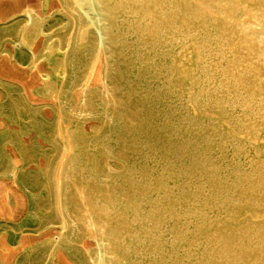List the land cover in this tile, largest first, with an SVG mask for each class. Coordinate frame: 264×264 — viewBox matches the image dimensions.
I'll list each match as a JSON object with an SVG mask.
<instances>
[{
  "label": "rangeland",
  "instance_id": "obj_1",
  "mask_svg": "<svg viewBox=\"0 0 264 264\" xmlns=\"http://www.w3.org/2000/svg\"><path fill=\"white\" fill-rule=\"evenodd\" d=\"M86 3L0 0V264H264V0Z\"/></svg>",
  "mask_w": 264,
  "mask_h": 264
},
{
  "label": "bare ground",
  "instance_id": "obj_2",
  "mask_svg": "<svg viewBox=\"0 0 264 264\" xmlns=\"http://www.w3.org/2000/svg\"><path fill=\"white\" fill-rule=\"evenodd\" d=\"M104 1V0H103ZM64 3H66V1L64 2ZM131 3V2H130ZM148 3V2H147ZM75 4H76V7H78V9H80L81 11H84V9L85 8H88V7H84V9L81 7L83 4H87L86 3V0H75ZM98 4H99V2H98ZM66 5V4H65ZM100 5V4H99ZM70 6V5H69ZM69 6H68V8H69ZM72 6V5H71ZM212 6V5H211ZM73 7V6H72ZM213 7V6H212ZM65 9H67V6H66V8ZM70 11H71V13H74V15H75V13H77L76 12V9L75 8H70ZM70 11H69V13H70ZM24 12V11H23ZM66 12V11H65ZM85 12V11H84ZM221 12V11H220ZM26 14L25 15H27L28 16V18H29V21L30 22H32V14H31V12L30 11H26L25 12ZM68 13V12H67ZM86 13V12H85ZM72 15V14H71ZM90 15V14H89ZM80 17H81V15H79ZM90 17L91 16H89V19H90ZM107 17V16H106ZM225 17V16H224ZM36 18V17H35ZM84 20V19H83ZM99 21V20H98ZM102 21V20H101ZM79 22H81V21H79ZM92 22H93V24H94V21L92 20ZM76 23V22H75ZM105 24V23H104ZM31 26V25H30ZM84 26V25H83ZM250 26V25H249ZM252 26V25H251ZM259 26V25H258ZM32 27V26H31ZM77 27V26H76ZM85 28H86V25H85ZM252 28H253V26H252ZM243 30V29H242ZM28 31V30H27ZM257 31V30H256ZM107 32V31H106ZM105 32V33H106ZM248 41V40H247ZM60 44V43H59ZM260 44V43H259ZM112 59V58H111ZM93 61V60H92ZM96 64V63H95ZM95 64H94V66H95ZM93 66V67H94ZM114 74V73H113ZM115 80V79H114ZM84 81V80H83ZM82 81V82H83ZM83 84V83H82ZM84 89V88H83ZM85 90V89H84ZM48 91L51 93V95L53 96V99H55V100H59V95H60V89H58V88H56V87H53L52 85H48ZM49 93V94H50ZM85 93V92H84ZM88 93V92H87ZM86 93V94H87ZM47 94V93H46ZM86 96V95H85ZM106 96V95H105ZM82 97V96H81ZM76 103V102H75ZM81 104H83V103H81ZM80 104V105H81ZM70 107V106H69ZM78 108H80L79 107V104L78 105H75L73 108H71V109H73V111L72 112H70V113H72V115L76 112V110L78 109ZM87 108V107H86ZM68 110V109H67ZM80 110V109H79ZM84 110V109H83ZM78 111V110H77ZM66 112V111H65ZM85 112H87L86 110H85ZM66 113H68V112H66ZM65 113V115H67ZM77 113V112H76ZM84 112H82V114H83ZM81 114V115H82ZM85 114V113H84ZM71 115V114H70ZM80 115V116H81ZM68 116V115H67ZM67 116H66V118H67ZM74 116V115H73ZM77 115L75 114V117H76ZM72 117V116H71ZM65 118V119H66ZM70 118V117H69ZM74 118V117H73ZM72 119V118H71ZM75 119V118H74ZM70 131V130H69ZM68 136H69V133H68ZM62 149H63V151H62V154H63V157H61V159L59 160V162H58V164H56V168H54L55 169V171L56 172H53V173H55L54 174V187H55V192H54V205H53V207H54V217H55V220H56V223H52V222H50V221H48L47 223L48 224H50L51 226H53V225H55V226H58V229L60 230V232H61V234H63L64 232L63 231H65V230H67L69 227L71 228L72 226H73V228H74V226H88V228L87 229H89V231H90V233L89 234H91L92 236H94V234H92L93 232H92V229H91V226H95L93 223H90V222H84L83 224H81V225H79L77 222H74V221H72V220H70L69 219V217L67 216V213H66V211L64 210L65 208H64V206H65V204L63 205V193H62V191H63V189H64V187H63V189L61 190V184H62V181H63V174H64V168L66 167V164H68L67 163V154H68V150H67V148H63L62 147ZM66 155V156H65ZM70 155V154H69ZM69 160V159H68ZM71 168V167H70ZM68 173V172H67ZM65 181V180H64ZM67 181V180H66ZM67 183V182H66ZM68 184V183H67ZM69 185V184H68ZM65 192H68V191H65ZM85 194V193H84ZM65 197V196H64ZM10 199V198H9ZM12 200V204H10L9 202H7L6 200H4L3 198H1L0 197V211L1 212H3V213H11L12 212V210L13 209H16V208H18V207H21V206H23V205H25L24 203V200H22V199H18V198H12L11 199ZM88 203V202H87ZM85 206V205H84ZM67 209V208H66ZM36 216H38V215H36ZM82 217V216H81ZM42 218V217H41ZM84 218V217H83ZM82 218V219H83ZM69 228V229H70ZM47 229H50V228H47ZM52 229V228H51ZM97 229V228H96ZM78 230V229H77ZM95 230V229H94ZM68 231V230H67ZM67 231H65V232H67ZM97 231V230H96ZM63 232V233H62ZM69 232V231H68ZM67 232V233H68ZM100 233V232H99ZM54 234V233H53ZM60 234V235H61ZM91 236V237H92ZM100 236V235H99ZM60 237V236H59ZM62 237H63V235H61V237H60V239H57V238H55V239H53L51 242H50V247H51V254H50V257L52 256V254L54 253V251L56 250V247L58 246V244H59V242L61 241V239H62ZM93 239V238H92ZM98 239V235H97V237L95 238V243L97 244V246H98V250H99V258H98V260H99V263H101L102 261H103V259H104V257H106V256H104L106 253H105V251L103 250V247H102V245H101V243H99V240H97ZM87 240V239H86ZM91 240V239H90ZM92 242V241H91ZM94 243V242H93ZM47 246V245H46ZM70 246H72L71 244H70ZM74 246V245H73ZM92 247V246H91ZM60 248V247H59ZM94 248V247H93ZM110 249V248H109ZM29 250H31V249H29ZM85 250V249H84ZM96 252V251H95ZM107 252V251H106ZM91 253V252H90ZM109 253V252H108ZM94 254L95 253H93L92 255L94 256ZM55 255V254H54ZM108 255V254H107ZM93 256H92V258H93ZM110 257V256H109ZM55 258V257H54ZM47 259V258H46ZM89 259V258H88ZM108 259V258H107ZM91 260V259H90ZM95 260V259H94ZM94 260H92V261H94ZM105 260V259H104ZM95 261H97V260H95ZM107 262V261H106ZM108 262H110V261H108ZM113 262V261H112ZM112 262H110L111 264H112ZM104 263V262H103ZM108 264V263H107Z\"/></svg>",
  "mask_w": 264,
  "mask_h": 264
}]
</instances>
